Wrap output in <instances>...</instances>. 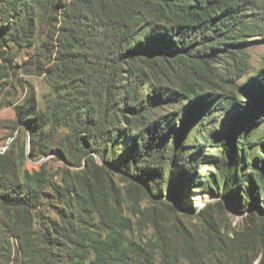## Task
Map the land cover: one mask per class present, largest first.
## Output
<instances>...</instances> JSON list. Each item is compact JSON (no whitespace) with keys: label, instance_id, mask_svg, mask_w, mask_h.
<instances>
[{"label":"trees","instance_id":"1","mask_svg":"<svg viewBox=\"0 0 264 264\" xmlns=\"http://www.w3.org/2000/svg\"><path fill=\"white\" fill-rule=\"evenodd\" d=\"M0 2V56H13L10 43L43 48L44 62L37 56L34 65L53 90L45 110L34 93L16 109V124L30 132L29 158L37 163L55 151L64 161L55 173L47 161L25 169L18 138L0 153V264H205L188 229L174 227L179 242L164 227L191 188H202L193 187L200 182L192 166L202 156L216 168L209 193L220 196L234 184L237 206L244 193L263 209L264 142L251 160L250 133L264 123V60L239 83L250 67L246 47L264 39V0ZM44 24L46 40L37 42ZM201 117L198 145L185 160L183 139ZM210 117L230 124L223 133L215 123L209 129ZM207 131L222 133L219 158L205 154ZM242 164L252 170L244 174ZM47 188L62 207L48 228L37 229L32 215ZM200 211L211 248L226 249L212 213ZM134 226L152 227L154 240L130 239Z\"/></svg>","mask_w":264,"mask_h":264},{"label":"rangeland","instance_id":"2","mask_svg":"<svg viewBox=\"0 0 264 264\" xmlns=\"http://www.w3.org/2000/svg\"><path fill=\"white\" fill-rule=\"evenodd\" d=\"M1 5L0 2V7ZM49 12L55 14L53 9ZM51 19H53L52 14H49L47 21H50ZM53 24L57 26L56 22ZM47 25L44 24V26L38 28L37 42L46 40V32L48 30ZM10 46L12 47L13 56H0V64L3 65L0 75V153H4L11 145L15 144L14 140L17 138L25 143L26 150H28L30 132L25 125L16 124V109L24 105L34 93L37 96L40 108L45 110L49 98L53 94L47 75L39 74V66L36 64L34 65L37 56H39L40 60L44 62V57L42 56L43 48L27 46L20 49L14 43H10ZM4 50L7 51L6 48H4ZM2 53L3 51L0 49V55H2ZM246 53L250 63L249 72L240 80L239 84L245 83L249 76L256 74L259 71L260 64L264 60V39L253 41L249 44L246 47ZM5 58L13 61L10 63V61L5 60ZM170 110L171 108H168L166 112ZM159 113L163 114L164 111H160ZM184 113L185 111L183 112V115ZM202 118L203 117L191 122V128L187 131L186 136L183 139L180 156L186 158L185 160H187L189 155L198 145V142L195 139L196 136L199 135V132H202L200 131L203 122ZM209 121H211L207 123L210 125L209 129L215 128L216 126V128L222 130V133L225 131V125L230 124V121L223 117L221 119L223 122L221 123L219 120V122H216L215 120L212 121L211 117ZM224 122H226V124H224ZM213 123L216 125L212 126ZM206 133H209L208 137L213 136L212 138H208V140L211 141V144L209 145V148L205 147V151H207L205 154L209 155V159H216V157L219 158L221 153V141H223L224 138H219L218 136H221L222 133L215 132L210 135V132L207 131L203 133V135ZM63 134L64 132H61L60 137ZM250 135L251 141L254 142L250 153V159L253 160L262 149L260 141L264 142V123L256 126L251 131ZM7 145H9L8 148L4 150L3 148ZM57 145H59V139L52 142L53 147H56ZM95 158L100 164H102L97 155H95ZM43 159V162L47 161L48 169L51 173L60 171L64 166L62 156L55 151L51 152ZM213 163L214 160H206L205 156H202L200 160L192 163L193 168L197 171L194 179L200 182V184H193V187L201 186L202 188L197 190L191 188L194 191L189 194V197H183L182 201L178 203L180 209L177 212V215H170L169 219L171 220L164 222V227L167 233L176 241L181 242L182 237L174 227L177 225L178 227L188 229L200 252L201 262L205 264H216L217 262L221 264H264V206L262 210L253 206L251 200L245 196L244 193L240 199L241 205L237 206L238 202L235 195L237 192V186L234 184H231L220 196L209 193L207 184L213 173L216 171ZM25 169L34 170L38 169V166L34 164L30 158H27ZM72 169L77 170V168ZM242 169L244 174L249 173L252 170V168L244 164H242ZM179 175L180 177L185 176L183 173H180ZM232 176L234 177V172L231 173V177ZM59 179L60 178L57 177L55 182H59ZM114 181L118 187H121L122 189L127 188V184L121 182L117 175L114 176ZM244 191L247 193V190L244 189ZM204 195H207L208 197L204 203L199 206L198 201L201 200L200 198ZM45 196L46 197L42 202L43 204L40 205L36 211H33L32 215L37 229L40 224H42L45 229L48 228L49 221L57 218V209L62 207L61 202L54 197L51 188H47ZM247 198L249 200H247ZM147 205H149V203L146 201L143 204V207ZM191 207H194L197 211L194 213L191 212ZM244 207L245 209H243ZM203 208L212 213L213 218L220 229L219 234H216L217 237L215 238L218 239V242L223 241L226 249L214 250L215 248H211L210 242L213 240L212 235L208 234L201 218L198 216V213L201 212L200 210ZM124 215L125 217H130L135 223L136 219L132 212H126ZM39 216L40 219L38 218ZM128 235L130 239L142 240L145 243L154 240V230L152 227L140 231L134 226L133 230L129 232ZM10 242L12 244V255L15 256L18 249V241L16 238H11ZM1 255L2 253L0 254V260ZM157 264H159V260Z\"/></svg>","mask_w":264,"mask_h":264},{"label":"water","instance_id":"3","mask_svg":"<svg viewBox=\"0 0 264 264\" xmlns=\"http://www.w3.org/2000/svg\"><path fill=\"white\" fill-rule=\"evenodd\" d=\"M9 145L5 146L3 149L6 150L8 148ZM29 151H30V139H28V150H27V158H29ZM44 160V159H43ZM43 160H41L39 162V165L43 162Z\"/></svg>","mask_w":264,"mask_h":264},{"label":"bare ground","instance_id":"4","mask_svg":"<svg viewBox=\"0 0 264 264\" xmlns=\"http://www.w3.org/2000/svg\"><path fill=\"white\" fill-rule=\"evenodd\" d=\"M207 197H208L207 195H204L202 198H200L201 200L198 201L199 206H201L204 203V201L207 199Z\"/></svg>","mask_w":264,"mask_h":264},{"label":"built area","instance_id":"5","mask_svg":"<svg viewBox=\"0 0 264 264\" xmlns=\"http://www.w3.org/2000/svg\"><path fill=\"white\" fill-rule=\"evenodd\" d=\"M34 163V162H33ZM34 164H36L37 166H39V162H37V163H34Z\"/></svg>","mask_w":264,"mask_h":264}]
</instances>
